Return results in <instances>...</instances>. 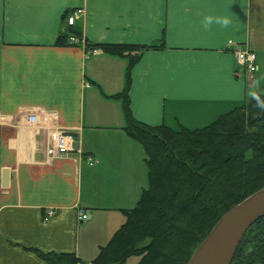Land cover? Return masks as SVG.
<instances>
[{"label": "crops", "instance_id": "crops-1", "mask_svg": "<svg viewBox=\"0 0 264 264\" xmlns=\"http://www.w3.org/2000/svg\"><path fill=\"white\" fill-rule=\"evenodd\" d=\"M100 43L160 48L130 67L88 47ZM238 48L256 53L264 88V0H0V264H46L36 251L91 263L148 187L119 95L128 85L147 125L202 128L261 92ZM56 130L75 137L67 156L47 154Z\"/></svg>", "mask_w": 264, "mask_h": 264}, {"label": "trees", "instance_id": "trees-1", "mask_svg": "<svg viewBox=\"0 0 264 264\" xmlns=\"http://www.w3.org/2000/svg\"><path fill=\"white\" fill-rule=\"evenodd\" d=\"M57 44H68V35ZM88 47L129 58L130 67L148 48L100 43ZM128 85L126 131L147 156L148 187L126 220L102 246L93 264H188L218 220L264 187V93L199 129L151 126L136 120ZM46 264H83L75 253L36 251ZM231 264H264V215L248 229Z\"/></svg>", "mask_w": 264, "mask_h": 264}, {"label": "water", "instance_id": "water-1", "mask_svg": "<svg viewBox=\"0 0 264 264\" xmlns=\"http://www.w3.org/2000/svg\"><path fill=\"white\" fill-rule=\"evenodd\" d=\"M8 181V177L5 178ZM264 215V187L225 213L193 252L188 264H231L250 226Z\"/></svg>", "mask_w": 264, "mask_h": 264}, {"label": "built area", "instance_id": "built-area-1", "mask_svg": "<svg viewBox=\"0 0 264 264\" xmlns=\"http://www.w3.org/2000/svg\"><path fill=\"white\" fill-rule=\"evenodd\" d=\"M84 13L83 9H76L72 11L67 16V22L69 25H73L75 20H77ZM71 42L73 43H85L82 39L71 36ZM232 43V42H230ZM96 51V49H93ZM236 58L238 64L244 69V72L247 74L250 80H253L256 71L258 70V65L256 63L257 57L256 53L248 49H236ZM51 144L47 147V154L52 157H62L67 156L69 153L74 151L73 143L75 137L65 131L56 130L50 133ZM89 164L93 165L95 160L93 158H88ZM54 215V212L48 211L47 216ZM47 218V217H46ZM89 216L86 212H80L79 219L83 222L88 220Z\"/></svg>", "mask_w": 264, "mask_h": 264}, {"label": "rangeland", "instance_id": "rangeland-1", "mask_svg": "<svg viewBox=\"0 0 264 264\" xmlns=\"http://www.w3.org/2000/svg\"><path fill=\"white\" fill-rule=\"evenodd\" d=\"M245 73V72H244ZM259 73H257V75H256V77H255V80L254 81H256L257 83H258V81L260 80L259 79ZM245 78L246 79H248V80H250L249 78H248V76H247V74L245 73ZM251 81V80H250ZM261 84V80H260V83H258L257 85L260 87L259 89H257V90H260L261 92H259V93H264V88H262V85H260ZM139 261V258L138 257H131V258H129L128 260H127V262L125 263V264H136L137 262ZM86 264H88V263H90V262H85ZM84 264V263H83ZM90 264H93L92 262L90 263Z\"/></svg>", "mask_w": 264, "mask_h": 264}, {"label": "clouds", "instance_id": "clouds-1", "mask_svg": "<svg viewBox=\"0 0 264 264\" xmlns=\"http://www.w3.org/2000/svg\"><path fill=\"white\" fill-rule=\"evenodd\" d=\"M212 21H213V17L212 16H210V15L209 16H205L204 20H203V24H204L205 27H207L209 24L212 23ZM218 22H220V21H218ZM222 23L228 24L229 20L225 18V19L222 20Z\"/></svg>", "mask_w": 264, "mask_h": 264}]
</instances>
